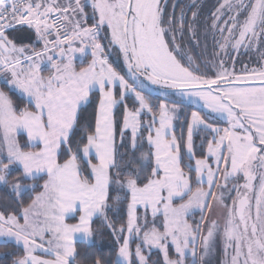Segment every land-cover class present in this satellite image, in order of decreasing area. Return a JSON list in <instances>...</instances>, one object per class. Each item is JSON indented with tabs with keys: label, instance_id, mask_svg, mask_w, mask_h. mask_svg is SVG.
I'll list each match as a JSON object with an SVG mask.
<instances>
[{
	"label": "snow or ice",
	"instance_id": "1",
	"mask_svg": "<svg viewBox=\"0 0 264 264\" xmlns=\"http://www.w3.org/2000/svg\"><path fill=\"white\" fill-rule=\"evenodd\" d=\"M88 7L91 26H85ZM175 9L176 0L165 19L160 0H0V74L9 91L18 90L27 103L18 108L9 93L0 90V184L22 205L11 210L0 206V238L23 246V255L12 264H84L77 261V241L93 242L96 219L118 245L111 264H149L145 249L158 250L163 264H204L220 233L219 222L208 219L214 204L223 209L221 240L225 255L233 252L231 264H264V67L245 65L237 74V57H231V69L226 63L229 49L238 55L241 48H255L264 39V0H221L203 21L195 0L191 17L184 6L178 15ZM104 26L110 33L109 46L122 54L123 74L98 42ZM25 29L35 33V41L17 45L9 32ZM185 29L196 46L203 37L218 47L207 62L217 69L214 75L208 74L207 63L204 74L197 75L200 68L192 67L191 56L188 66L177 58L181 49L176 37L183 36ZM36 42L42 43L39 50ZM89 51L91 60L77 69V54L83 63ZM145 81L161 86V95L172 90L193 105L202 104L227 126L209 124L193 111L183 145L188 162L183 163V137L174 134L173 125L178 108L161 101L158 112L153 111L154 105L143 94L148 87ZM96 91L94 128L81 126L80 108ZM129 96L139 107L124 103ZM122 103L117 144L114 109ZM145 113L152 114L148 122L141 120ZM145 126L148 151L136 156L143 147ZM201 129L211 138L193 165V136ZM22 134L27 136L24 144L17 138ZM13 171L17 176L10 181ZM40 179L43 183L36 184ZM114 186L123 195L117 194L116 203L110 204ZM29 189L35 195L24 203ZM224 190L228 195L236 193L230 205ZM124 201L126 226L117 228L109 213L118 214L117 204ZM195 210L201 219L193 226L187 217ZM159 215L162 231L155 223ZM133 240L137 241L134 251ZM170 245L176 258L169 255ZM38 251L52 258L36 255ZM90 264L108 261L98 256Z\"/></svg>",
	"mask_w": 264,
	"mask_h": 264
},
{
	"label": "trees",
	"instance_id": "2",
	"mask_svg": "<svg viewBox=\"0 0 264 264\" xmlns=\"http://www.w3.org/2000/svg\"><path fill=\"white\" fill-rule=\"evenodd\" d=\"M217 1L218 0H206V2L201 4L203 2V0H195L196 5L198 6L201 21H203V19L205 17L210 15V13L213 11L214 4ZM173 2H174V0H164L162 3L165 19H167L168 14L173 11ZM181 6H184L186 8L187 16L191 17V12L193 10H195V9H193V0H176L175 11H176L177 15L179 14ZM90 22H91V20H90ZM209 23H210V21H209ZM32 34H34V32L27 30V29L18 30L16 32H11V31L9 32V35L11 37H15V42L17 43V45L27 44V43L31 42L32 39L30 40V38L32 37ZM168 40L170 42V47H172L171 37H168ZM176 44L180 45V49H181L180 52H182V48H184V47L187 49L188 53H189V49L193 52V54L191 56L193 68H196L198 66L197 64L199 61L200 64L203 65L201 69H205V62L206 63L208 62V60L203 58V56L206 54L205 44H207V51H209L210 48H211V51L216 49L213 47L211 38H209L207 41H205L204 38L201 37L199 46H196L193 43V41L190 39V36H189V33L187 32V29H185L183 36L177 35ZM104 48H105V54H106L107 48L106 47H104ZM174 54H176V53H174ZM207 54H208V52H207ZM177 57H180V59H181L180 53L177 54ZM90 60H91V57L87 56L85 59H83V63H81L79 61H75L77 69H79V67L86 66V64ZM181 61H182V63L184 62L187 64L185 66H188L187 57L184 58L183 60L181 59ZM109 62L113 64V62L111 60H109ZM218 63H219V60H217V64ZM113 66L116 67L123 74V71L121 68L117 67L115 64H113ZM207 68H208V74L214 75V73L211 71V69L208 67V65H207ZM0 90L7 91L9 93L10 97L12 98L13 102L17 105L18 108H23V107L27 106L25 98L14 90L9 91L8 87L4 83L0 84ZM137 90H139V89H137ZM114 91H115V94L118 98V96H119L118 86L114 89ZM143 94L147 97L149 102L152 105H154L153 111L158 112V106H159L161 101L168 102V100H165L164 98H162L156 94H150V93L148 94L145 91ZM98 103H99V92L96 91L95 93L90 94L87 104L80 108L79 123L81 126H84L86 124H90L94 128L95 111H96V107H97ZM124 103H126L129 106V108L138 107V104L134 101V98L132 96L127 97V99L124 101ZM123 106H124V104L122 103L116 109H114L116 120H117V136H116L117 144L120 143L119 126L122 123ZM183 107L185 108L184 114L182 112V115H179L174 122V133L178 138L183 137V139L181 140V153H182V156L184 157L183 163H187L188 157L185 155V149H184L183 145L186 142L185 139H186V135H187V131H186L187 130V120L189 119L190 114L193 111H198L201 114V116L206 119L207 122L211 123V120H210V118H208V116L203 111H200V110L194 108L193 106H183ZM151 116H152L151 113H145L141 117L142 122L150 121ZM214 123L217 125H226L225 122H214ZM130 135L131 134L128 133V135L126 137V140H125L126 144L130 143ZM147 135H148L147 127L145 126V128L142 129V131H141V136L144 138L143 139V147L140 148L136 152V154H135L136 156H139L140 152L148 151V145H147V139H146ZM17 138L21 144H24L26 142V138L23 134L19 135ZM202 138H203V147H201ZM210 138H211V134L208 132H205L203 130H198L194 133L193 139H194V143L196 146L194 159L202 158L203 153L206 151V148H207V140ZM25 150H29V149L26 148ZM120 152L124 153L125 148H121ZM127 158L128 157L125 156V159H127ZM62 159H63V157H61V162H62ZM192 162H193V160H192ZM81 163H82V167H84L85 171L87 172L86 164H84L83 162H81ZM182 166H183V164H182ZM149 171H150V168H149ZM185 171H187V169H185ZM192 175L194 177L195 173L193 172ZM16 176H17V172L13 171L9 175L8 179L10 181H12V180H14V178ZM44 179H46V177H44ZM23 183H25V184L33 183V181H23ZM35 183L38 185L42 184L43 179L35 181ZM193 187H196V185L194 184ZM39 190H40L39 188L36 189V191H39ZM117 194L123 195V193H118L117 190L115 189V186H114V188L111 192V195H110V199H109L110 204L116 203L114 200V197ZM33 195H35V192L32 191L31 189L25 191L24 195H23L24 203L29 202V200L31 199V197ZM126 204H127V201H124L123 204H117V207L120 208V211L118 214H113L111 212L109 213V219L112 220V222L115 224V226L117 228H119V226L122 223L125 224V226H126V220H127ZM0 206L6 207L9 210H11L12 208H18V207H21L22 205L19 204L18 199L15 197V193H13L7 186L3 185L0 188ZM138 215L141 217L140 223L143 225V223H144V211L139 210ZM76 218H77V215H76ZM187 219H188V222L190 224H193V226H195L196 222H198L201 219V213L196 212V213L188 216ZM69 221L71 223L76 222V220H74V219H69ZM147 221H148V226L151 227L153 217L151 215H149L148 213H147ZM155 223L158 227H160V229L162 231L163 230V227H162L163 219L161 216H158L155 218ZM92 227H93L94 232L96 233V235L93 238V242L90 244L77 243V245H76L77 251L79 253V255L77 256V261L78 262L84 261V264H90V261H92L96 257L100 256V257H103L105 260H107L108 264H111V259H112V257L115 256V252H116V249L118 247V245L115 242L114 236L111 234L110 230H108L105 227H102V221L100 219H96L93 222ZM121 242H122V238H121ZM136 242L137 241L133 240L132 245H131L132 249L135 248L134 244H136ZM145 251H146V249L144 250V253L147 252V251L146 252ZM169 251L171 253H173L171 248H169ZM22 255H23V251L16 244H14V243L0 244V264H12L13 260L17 259L19 256H22ZM152 261H158L159 264H163L161 254L158 252H155V251H152L151 253H149V264H152Z\"/></svg>",
	"mask_w": 264,
	"mask_h": 264
},
{
	"label": "rangeland",
	"instance_id": "3",
	"mask_svg": "<svg viewBox=\"0 0 264 264\" xmlns=\"http://www.w3.org/2000/svg\"><path fill=\"white\" fill-rule=\"evenodd\" d=\"M163 1L164 0H160L161 5H162ZM204 2H206V0H203V2L201 4H203ZM220 2H221V0H218L214 4L213 10L215 9L216 6H218V4ZM86 12H88L89 15H88V19H87V24L85 26H91V24L93 23L92 16H91V12H92L91 7L86 8ZM241 19H243V16H241ZM90 20H91V22H90ZM97 20H98V16H97ZM221 22H223V21H221ZM109 39H110V33H109L107 27L104 26L100 30L99 34H98V42L101 43L104 47L107 48V53L105 55L108 56V59L111 60L113 62V64H115L117 67L121 68L122 71L124 72L125 69H124V65H123L122 54L119 53L118 47L109 46V43H108ZM184 48H182V52H180V56H181L182 60L184 58H186L187 56H192V54H193V52L190 49H189V53H188L187 49L186 48L184 49ZM218 50H219L218 47L216 49L212 50V51H211V48H210L209 51L206 50L205 51L206 54L204 55L205 57L203 56V58L208 60V61H210L212 59L213 52L214 51H218ZM207 52H208V54H207ZM89 53H90V51H89ZM77 56L78 57L75 60H81V58L79 57V54H77ZM220 56L224 57V53L221 52ZM232 56H236L237 57L236 64H235V69H236L237 74L240 73V70L245 65H247V67L249 69L254 68V67L255 68L264 67V39H262L261 42L259 43V45L257 47H255V48H251V49L241 48L238 55H237L236 52H234L231 49H229V57L226 58V63H227V66L230 69H231L232 63H233L232 59H231ZM177 58L180 59V57H177ZM184 64L187 65L186 63H184ZM197 65H198V67H200V71L197 72V75L204 74L205 69H201L203 65H201L199 61H198ZM207 65H208V67L211 69V71L213 73L217 70V69L213 68L211 63H208ZM44 74L45 75L47 74V70H45ZM2 83H4V82H3V79H2V74H0V84H2ZM145 83L148 85V87L144 90L146 93H148V94L149 93L150 94H156V95L164 98L165 100H168V102H165V103H167L169 105V107L176 106L178 108V111L174 114L175 116L178 117V115H182V112L184 114L185 108L183 106H193L194 108H196V109H198L200 111H203L208 116V118H210L211 123L213 122L212 125L218 126V127H221V128H224V127L227 126V123H226V121L223 118H221L218 114L211 113L210 110H208V109H204L202 107V104L193 105L189 100L182 99L179 95L174 94L172 92V90H164V91L167 92V94L166 95H161V91H162L161 86H159V85H151L147 81H145ZM14 91H16L17 93H19L21 95V93L18 90H14ZM132 97L134 98V96H132ZM138 107H139V104H138ZM190 118H191V114L189 116V119ZM214 122H225L226 125H217ZM207 123H209V122H207ZM211 123H209V124H211ZM186 140H187V135H186L185 141ZM185 152H186V150H185ZM193 161H194L193 162V165H194L195 160L193 159ZM239 182L240 183L243 182L242 178H241V180ZM231 184H232V182L230 181L229 182V187L230 188H231ZM2 186L3 185L0 184V188ZM205 187H207V184H205ZM224 191H225V196H226L225 202L230 205L232 203V198L235 197L236 193L233 190L231 192V194L228 195L227 190H224ZM253 204H254V202H253ZM149 210L151 211V209H149ZM205 211L208 212L209 210L205 209ZM196 212H199V210H195L194 212H192V214H194ZM253 214H254V209H253ZM208 219L209 220L215 219V220H217L219 222V224H220V233H218L217 236L215 237V241H214V244H213V250L206 257L204 264H231V255L233 254V252L230 250L228 252L227 256H226L225 252H224L223 242L221 240V234H222V231H223V223H224V214H223L222 207L220 205H215L214 204L212 209H211V212L209 214ZM204 231L206 233V228L204 229ZM47 239H48V237L46 236L45 237V243H46ZM10 243H12V242H10ZM197 244H198V250L200 252H202L203 251L202 247H199L200 244H201V241L199 239L197 241ZM20 247L23 248L22 245H20ZM134 247H135V244H134ZM146 251H145L146 252L145 255L149 256V252H148L147 249H146ZM152 251H157L158 252V250H152ZM173 251H174V248H173ZM38 253H39L38 255H41V256H43L46 259L52 258V257H49V256L43 254L42 252L38 251ZM172 258H176V255L174 257H172Z\"/></svg>",
	"mask_w": 264,
	"mask_h": 264
},
{
	"label": "crops",
	"instance_id": "4",
	"mask_svg": "<svg viewBox=\"0 0 264 264\" xmlns=\"http://www.w3.org/2000/svg\"><path fill=\"white\" fill-rule=\"evenodd\" d=\"M11 37V36H10ZM32 39V40H31ZM30 40H31V42H29V43H27V44H31V43H33L34 41H35V33L34 34H32V37L30 38ZM35 48L37 49V50H39L41 47H42V43H39V42H36L35 43ZM78 46V45H77ZM87 56H90L91 57V55H90V53L87 55ZM86 56V57H87ZM78 57V56H77ZM86 57H84L83 59H85ZM75 61H79V62H81V60H75ZM98 92V91H97ZM87 104V103H86ZM86 104H83L82 106H84V105H86ZM81 106V107H82ZM179 116V115H178ZM177 119V116H175V119L173 120V125H174V122H175V120ZM175 134V133H174ZM24 136H25V138H26V140H27V136H26V134H23ZM195 160V159H194ZM194 162V161H193ZM192 162V163H193ZM204 187H205V185H204ZM185 199H186V197H185ZM177 202H179V201H177ZM139 210H141V211H144L145 212V210L141 207ZM149 215H151L152 216V214H151V211L150 210H148V212H147ZM75 215H77V219H78V215H79V213H76ZM159 216H161L162 217V219H163V216L162 215H159ZM188 218V217H187ZM22 221V220H21ZM23 222V221H22ZM68 222L69 223H71L70 221H69V219H68ZM10 242H12V241H9V243ZM5 242H4V240H3V238H0V244H4ZM8 243V242H7ZM12 243H14V242H12ZM77 243H84V242H81V241H77ZM15 244V243H14ZM20 247V246H19ZM21 248V250L23 251V248L22 247H20ZM169 248H171L172 249V251H173V248L171 247V246H169ZM133 250H134V248H133ZM155 252H157V251H155ZM159 253V252H158ZM39 253L37 252L36 253V255H38ZM169 255L171 256V257H174L175 256V252L173 251V253H171L170 251H169ZM162 256V255H161ZM162 263H163V257H162Z\"/></svg>",
	"mask_w": 264,
	"mask_h": 264
},
{
	"label": "built area",
	"instance_id": "5",
	"mask_svg": "<svg viewBox=\"0 0 264 264\" xmlns=\"http://www.w3.org/2000/svg\"><path fill=\"white\" fill-rule=\"evenodd\" d=\"M54 39V37H52Z\"/></svg>",
	"mask_w": 264,
	"mask_h": 264
}]
</instances>
